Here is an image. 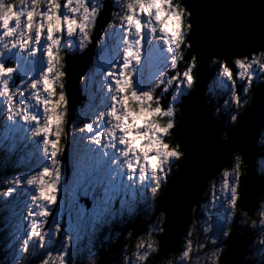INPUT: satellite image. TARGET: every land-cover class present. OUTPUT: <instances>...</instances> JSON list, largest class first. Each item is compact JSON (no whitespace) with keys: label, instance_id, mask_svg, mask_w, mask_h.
Masks as SVG:
<instances>
[{"label":"snow or ice","instance_id":"obj_1","mask_svg":"<svg viewBox=\"0 0 264 264\" xmlns=\"http://www.w3.org/2000/svg\"><path fill=\"white\" fill-rule=\"evenodd\" d=\"M113 3L118 11L113 12L112 22L96 41L98 51L79 78L84 96L81 107L90 109L94 115L77 124L69 120L65 38L78 37V49L68 48L67 51L86 52L93 44L103 5L99 0H0V10L12 9L9 15L0 11V101H3L4 111L10 113L7 121L13 125L22 121L23 130L30 133L42 151L40 162L27 175H16L4 181V197H11L18 188L31 190L14 224L13 246L18 244L19 250L13 264L24 261L25 256L28 258L26 264L33 260L35 264H76L81 256H85L86 261L95 258L98 253L94 241L98 234L117 220L138 215L143 207L152 210L153 219L164 212L169 220L171 208L155 207L157 194H164L168 188L164 186L165 179L169 186L190 157L193 161L196 159V147L201 139L198 122L192 116L189 117L190 129L182 132L185 121L182 109L193 96L198 81L195 72L199 66V53L195 54L194 60L193 54L189 57L194 39H198L203 47L216 44L226 49L207 57V62L213 61L214 79L227 97L222 104H212L209 113L211 129H220L218 146L232 144L233 133L240 129L242 120L256 105L257 92L264 99V11L258 18L243 10L201 17L194 16L183 0L185 8L191 12V29L187 35L182 29L179 39L173 43L171 38H157L158 33L149 31L146 21L150 22L152 18H146L139 11L136 0H113ZM237 7L243 9L244 5ZM53 9L60 27L59 30L53 28L49 37L45 29ZM82 14L87 16V27L83 31L80 28L69 31L65 18L82 22ZM129 17L139 21L140 31L129 22ZM37 25L40 26L39 35ZM187 42H190L188 47ZM41 46L44 66L32 74L26 61L34 59ZM13 50L18 59L8 64L6 58L11 59ZM161 62L166 65L164 70L159 67ZM191 64L195 65L194 69ZM193 76L195 84L192 83ZM166 94H170V100L165 98ZM129 96L147 100L143 107L150 105L163 113V122L175 137L172 148L179 157L168 161V167L172 169L170 176L161 178V170L167 171L163 164L153 175L143 165V158L130 149L126 130L121 126V118L126 114L124 100ZM177 107L183 112L178 123ZM160 119L158 116L157 120ZM255 131L264 151V103ZM178 132H182L179 138ZM69 139L73 145L70 178L61 159ZM181 152L182 157L179 156ZM232 154L233 151L230 156ZM137 157L140 163L136 162ZM243 165L244 158L235 154L231 165L223 166L220 191H216L214 182L211 186L212 203L219 206L224 215L215 230L208 231L205 226L203 232L210 234L206 240H213L211 249H222L218 264H225V245L232 243V232L226 238L225 231L238 217L241 223L252 222L249 213L255 208L256 194L246 205L240 186ZM260 175L264 179V171ZM49 188L55 190L54 201L48 198ZM61 190L72 218L68 228L63 226L61 219H53L61 215L53 212ZM149 190L151 195H148ZM259 193H264V187ZM262 208L264 206H261L259 216ZM153 226L158 227L159 221ZM167 227L168 221L159 237L167 235ZM196 227L193 225V229ZM253 230L254 235L260 236L264 233V224H258ZM159 242L161 252V239ZM193 247L189 230L181 249L189 261L193 257L190 251ZM208 250L209 246L204 249L205 252ZM253 250L258 252L259 264H264V242H259L258 248ZM198 255L201 253L197 252Z\"/></svg>","mask_w":264,"mask_h":264},{"label":"water","instance_id":"obj_2","mask_svg":"<svg viewBox=\"0 0 264 264\" xmlns=\"http://www.w3.org/2000/svg\"><path fill=\"white\" fill-rule=\"evenodd\" d=\"M107 3L108 0H103L101 2L103 7L99 13V16H106L108 10L106 5ZM186 3L188 7L193 10L194 16L201 17L204 15L223 16L233 11L243 10L248 14L254 15L258 18L261 12L264 11V0H186ZM239 4L244 5L243 9H238L237 6ZM101 17L98 19H101ZM106 19L107 17L104 19V23ZM99 26L98 20L96 22L95 30H98L100 33V30L103 28V26ZM95 30L93 37H96ZM93 46L91 45L83 54L79 53L75 54L74 56L66 57V70L68 73L67 94L69 98V104L81 100V95H79L80 90L77 88V81L89 66V62L93 55ZM225 50L226 49L216 44L203 47L200 45L198 39H194L193 48L189 50V56L193 53H199V66L195 72L198 81L193 96L182 109L185 116L182 132H186L190 129L191 120L189 117L192 116L198 122L199 135L201 139L200 143L196 147V159L193 161L190 157L189 162L185 163L182 169L177 173V178L173 180L169 186H166L168 188L165 190L164 194H157L155 207H159V205L161 209L164 207H169L171 208V212L169 213V220L168 214L165 213L164 224L168 221V227L166 229L167 235H162L160 237L157 235V239H161L162 241V251L160 253L153 254V256L150 257L149 264L165 263L170 259L171 255L178 251V247L185 229L192 219L196 220L197 218V207L199 206L202 191L205 188L206 182L212 179L216 174L220 173L223 170L224 165L229 164L227 161L232 156H234L233 154L235 153V150L238 154L243 156L246 153H251L248 150V145H254L256 143L255 139L257 140L258 135L256 136L255 129L259 124L261 104L264 103V99H262L260 92H257L256 94V105L252 110L249 111L247 120V116L244 117L240 129L233 133L232 144L225 145L223 147L218 146L217 136L220 129L217 128L213 130L209 126V113L212 111L211 104L213 103V98L210 97L205 90L208 83L207 81H209L211 77V71L207 63V57L209 54H215ZM72 89H78V96L75 98L72 97ZM182 132L177 133L178 138L182 135ZM178 142L183 143V140H178ZM232 151L233 154L230 156ZM251 156L253 158V161L251 162L253 163L255 153L252 152ZM253 173L254 172L252 168L243 166L242 182L240 184L246 205L247 202L253 198V195L256 194L254 197L256 201L255 208L249 213L250 217L255 212L258 204L257 202L260 200L257 199V196L261 194L259 193V190L264 187V179H262L261 176L255 177ZM152 217L153 212L151 211L149 220H152ZM145 225L146 221L141 218V214L139 213L138 215L130 217L121 226L113 224L110 231H119V227H121V235L122 232H125L126 230H132L134 235L131 238H134L144 231ZM232 229V243L231 245H225L227 251L225 264H246L243 261V257L247 251L246 231L243 230L236 222L233 223ZM115 241V243L111 242L107 246H105L104 241H101L96 247V251L98 253L96 256L97 264H109L112 260L109 250H104V247L112 248L110 250H113L115 258L120 253L122 247H124L125 250V245L128 246L129 252L132 251L135 245H129L125 242L123 243L122 239L119 237H116ZM105 254L108 255V258L105 257Z\"/></svg>","mask_w":264,"mask_h":264},{"label":"rangeland","instance_id":"obj_3","mask_svg":"<svg viewBox=\"0 0 264 264\" xmlns=\"http://www.w3.org/2000/svg\"><path fill=\"white\" fill-rule=\"evenodd\" d=\"M101 1H103V0H99L100 3H101ZM106 5H107L108 10H107V14L105 17H108V19L110 18V20L112 22V20H113L112 14L114 11H118V9L115 7L113 0H109ZM0 11H5V10H0ZM5 13H6L5 15L11 14L12 13L11 7H9L5 11ZM68 19H70V17ZM81 19H82V17H81ZM80 22H81V20H77L78 24ZM111 22H109V24ZM109 24L107 23L106 26L103 28V30L100 33L98 30L97 31L95 30L96 37L95 36L93 37L94 46L92 44V46H93L92 57L95 56L97 51H98V49L96 48V41L100 40L101 35L105 31V29H107ZM45 30L48 32V29H45ZM37 34L39 35L40 31H39V33L37 32ZM146 41H147V35H146ZM146 41H145V43H146ZM68 48L78 49V37H76V38H67L66 37L65 38V49H66L65 54H66V57L67 56H74L75 54H79L78 51H67ZM145 52H146V50H145ZM10 55H11V59L6 58V63L9 61L10 64H12L15 60L18 59L17 52L15 50H13ZM92 57H91V60H92ZM91 60H90L89 64L91 63ZM39 61L45 62V57H44V53H43V46H41L40 53L34 59L26 61V63L29 65V67L31 69L32 74H35L36 72H38L43 67L44 63H41ZM78 61H79V59H78ZM159 67L161 70H164L166 65H165V63L161 62ZM209 68L214 72L213 74L215 77L216 74H215L214 69L211 67H209ZM208 85L210 88L207 89V94L210 97H212L210 94L213 93V91L214 92L217 91L218 88H220V87L218 86V84L216 83L214 78L212 80H210ZM208 85H207V88H208ZM77 88L80 90L81 100L78 102H73V103L69 104V107H71L70 108L71 115L69 117V120H70V122L74 121L77 124H79V123H82L86 119H91L92 116L94 115V113L90 109H82V107H81L83 105V102H84V96L81 94V87H80L79 80L77 81ZM166 97L170 100V94H166ZM226 98L227 97L225 96V99ZM129 103L132 104V101H129ZM137 103H139V102H137ZM212 104H216L214 98H213ZM134 105H136V104H133V109L135 110L136 107H134ZM100 106L102 107L103 105H100ZM213 111H214V109H213ZM8 115H10V113H6L4 111L3 101H0V254L2 255L0 260L2 261V264H13L15 253H16V251L19 250L18 244L15 245V248L13 246L14 245V242H13L14 224L16 223V221H18L20 214H21V211H22L25 203L27 202L26 201L27 196L31 194V190H26L24 188H18L16 193H14L11 197H4L2 195V193L4 191V187H5L4 181L13 178L16 175H20L21 177L27 175V172L31 168L36 167V165L40 162V158L42 156L41 149L35 143V141L30 137V133L23 130V122L21 121L19 124L13 125L12 123L7 121ZM129 123H131V117H129ZM20 126H21V129H20ZM10 128H12V129H10ZM137 131H144V129H135V128L132 129L133 134H135ZM11 134H13V135H11ZM69 136H71L70 131H69ZM137 143H139V141H137ZM257 144L259 145L258 139L256 141V145ZM136 153L139 154V156L143 158V156L138 151H136ZM151 154L152 153H150V155ZM255 155H256V157H259V159L257 158L255 161L258 163L257 165L260 166V168H259L256 165L257 172H258V174L259 173L261 174V172L264 171V151H262L260 148L259 152L255 153ZM64 159L65 160L63 161V165L70 167L71 171H72V167H73V145H72V141L70 139L68 141V146L65 150ZM227 163H229V165H231L232 157L227 161ZM71 171L69 170L67 172L69 178L71 177ZM222 172H223V170L216 176V178L209 180L205 184V188L202 191V195H201L202 198L204 196H207V199L206 200L202 199L200 201V204L197 207V209H198V214H200L202 216V218L205 220L200 219L197 222V230L195 231L196 228L193 229V235H192L191 239L193 240L194 249L197 247L198 243L204 242L206 240V237L210 236V234L203 232V227L210 224L212 226L213 230H215L216 227H218V225L220 223V218L224 215V213L221 211L219 206L213 205V203H212L213 197L211 196V186H212L213 182L215 183L216 191L217 192L220 191ZM241 182H242V177L240 178V184H241ZM54 191L55 190L52 188L48 189V198L53 200V201L55 200ZM148 195H151L150 190L148 191ZM259 197H261V194L259 196H257V199H260V200H259V202H257L258 203L257 207L255 209V212H254L252 218H251L252 220L257 221V225H258V221L260 218L258 213L261 210L262 202H264V197H261V198H259ZM65 199H66L65 193L63 190H61L59 192V203L53 206V212L54 213L59 212V213H61V215L54 216L53 219H61L63 226L65 228H68L72 224V218L69 216L68 208L65 204ZM144 210H146V209H144ZM151 211L147 212L145 216L141 215V218H143V220L146 221L144 231L147 230V232H148V225L153 223L154 221L158 220L157 219L158 215H156V217L154 219L149 220ZM129 218H124L123 220H117V222L114 224L121 226ZM197 219H198V217H197ZM109 226L105 227L104 229H109ZM191 226H193V225H191ZM190 227L188 228V231H189ZM119 228H120L119 231H114L115 234L116 233L117 234L113 240H111V239H100V233H102V231L104 230L103 229L98 234L97 238L94 241L95 249L100 244L101 241H104L105 246H107V245H109V243L113 242L116 239V237H119L120 239H122V241L124 243L126 240L125 236H126V233L128 232V230H126L125 232H122V234L120 235L121 227H119ZM187 232H184V234L181 238V241H180V244L178 247V251L172 255V258L169 259V260L176 261L177 264H180V262H181V261H179V257L181 254V249L185 243V237H186ZM141 234H138L136 236V238L139 237ZM146 234L147 233H145V235ZM118 235H120V236H118ZM258 237H259L258 235H254L253 242L251 244L253 248L250 249V251L252 253L249 252V249L245 253L247 255V257L250 259L249 264H254L256 262L259 263L260 258L258 257L259 256L258 252L253 250L254 248H258V245H259ZM246 241H247V235H246ZM125 243H127V242H125ZM129 243L130 242H128V244ZM134 244L135 243L133 242L131 245H134ZM208 246L210 248L211 243H209ZM104 248H105L104 250L112 249V248H107V247H104ZM126 254L130 255L131 252L128 251L127 253H125L124 247H122L120 253L118 254V257L121 255V259H119L118 257H115V260H111V262L109 264H123V257ZM250 254L253 256L252 259H251ZM111 255H113V252H111ZM114 256H115V254H114ZM196 256H197V253L194 251L193 252V259H195ZM27 259H28L27 256H25L24 261H16V264H26ZM86 259L87 258L85 256H81L77 259L76 264H92L93 260H95L96 264H97V257L89 258L87 261H86ZM99 262H100V260H99ZM31 264H35V261L33 260L31 262ZM161 264H168V261H166L165 263H161ZM246 264H248V263H246Z\"/></svg>","mask_w":264,"mask_h":264},{"label":"clouds","instance_id":"obj_4","mask_svg":"<svg viewBox=\"0 0 264 264\" xmlns=\"http://www.w3.org/2000/svg\"><path fill=\"white\" fill-rule=\"evenodd\" d=\"M136 3L139 5V11L144 14L147 18L151 16V21H146L149 31H155L158 33V37H163L165 40L171 38L173 43H176L179 39L180 32L183 29L185 35H187L191 29V12L188 11L184 4L183 0H136ZM87 10H85L86 13ZM6 14V13H5ZM129 22L132 23L137 31L141 30V25L139 21L135 20L132 17H129ZM64 23L67 25L69 31H75L77 28H80L81 31L87 27V16L82 14V22L79 24L76 20L68 19L67 17L64 20ZM48 25V35L52 36L53 28L59 30L60 21L56 16L55 9L52 10V14L47 17ZM40 26L37 25V32L39 33ZM190 46V42L186 43V47ZM195 59V53H193V60ZM215 60V58H213ZM213 61H209V67H212ZM190 67L195 68L194 64H191ZM196 78L192 77V83L195 84ZM132 101V104L129 103ZM139 102V103H137ZM148 101H140L138 97L129 96L125 97V115L121 118V126L126 130V139L129 142L130 149L138 151L143 156V165H147V170L155 175L157 169L161 168L163 164L167 171L164 172L161 170V178L165 176H170L172 169L168 167V161L170 158H179L177 157L175 151L172 148V145L175 144V137L168 129L166 123L163 122V113L159 111V108L143 107L144 104H147ZM133 104H136L135 110L133 109ZM161 117L160 120H157V117ZM129 117H131V123H129ZM183 117V112L179 107L176 108V121L177 123ZM144 129V131H137L133 134L132 129ZM165 137L167 139H165ZM139 141V143H137ZM150 153H152L150 155ZM183 153L181 152L179 156L182 157ZM137 163H140L139 157H137ZM143 165H141V170H144ZM179 165H177L178 169ZM242 175V172H241ZM164 186H167V180L165 179ZM160 185L157 184V189ZM261 197H264V193H261ZM264 206V202L262 205ZM246 215V214H245ZM258 224H264V208H262V214L259 216ZM159 226L154 227L156 224L153 223L148 225V232L146 235H142L137 238L134 248L131 251L130 255H124L123 264H148L149 258L153 254L160 252V242L157 239V235L163 232V224L165 220V213L161 212L158 216ZM251 219V218H249ZM257 226V221L252 220L250 227L254 228ZM212 226L207 225V230L211 231ZM191 237L193 235V226L190 227ZM232 226H230L225 231V237L227 238L232 232ZM132 230H129L126 233L125 238L130 239L132 236ZM259 242H264V233L258 237ZM116 242L115 240L113 241ZM193 243V240H192ZM209 243H213L211 238L205 240L202 243H199L194 249L191 248L190 251L200 252L201 255L196 256L195 259L189 261L187 257L181 252L179 261H184V264H218L220 260V254L222 249H211L207 252L204 249L208 246ZM128 252V246L125 245V253ZM92 264H96V261L93 260ZM168 264H177L176 261L168 260Z\"/></svg>","mask_w":264,"mask_h":264},{"label":"trees","instance_id":"obj_5","mask_svg":"<svg viewBox=\"0 0 264 264\" xmlns=\"http://www.w3.org/2000/svg\"><path fill=\"white\" fill-rule=\"evenodd\" d=\"M182 67H183V65H182ZM212 68V67H211ZM213 72V71H212ZM214 73V72H213ZM209 83V82H208ZM210 87H209V85H208V88L207 89H209ZM206 93H207V90H206ZM213 98H214V100L216 101V104H221L222 103V101H223V99H225V94H224V92L220 89V88H218V90L217 91H213V93H211L210 94ZM63 143V142H62ZM259 150H260V146L257 144L256 145V153L257 152H259ZM64 152H65V150L61 153V155L63 154L64 155ZM235 155V154H234ZM258 159H259V157H257ZM229 165V164H228ZM243 167V166H242ZM241 171H242V168H241ZM241 177H242V175H241ZM216 178V177H215ZM214 179V178H213ZM259 198H261V197H259ZM202 199H204V200H206L207 199V196H204L203 198L201 197V200ZM263 201V200H262ZM145 209H146V211L147 212H149V211H151V209H149L148 207H144ZM253 216V215H252ZM252 216L250 217V218H252ZM158 218V217H157ZM200 219H202V220H205V219H203L202 218V216L200 215V214H198V219L197 220H191L190 221V223H189V225L187 226V228L185 229V232H187L188 231V228L191 226V225H196L197 226V222L200 220ZM158 220H156L155 222H157ZM237 224H239L240 225V227L243 229V230H245L246 231V233H247V241H246V249H247V251H248V249H249V252H251L250 251V249H252L253 247H252V242H253V238H254V234H253V232H254V230H253V228L252 227H250V222H248V221H246L245 223H241L240 222V219H239V217L236 219V221H235ZM197 230V227H196V229H195V231ZM133 243V241H131L130 243H129V245H131ZM252 253V252H251ZM250 256H251V259L253 258V256L250 254ZM118 257V256H117ZM172 257V256H171ZM249 258L247 257V255L245 254L244 255V257H243V261L245 262V263H248L249 264ZM149 262H150V258H149V261H148V264H149Z\"/></svg>","mask_w":264,"mask_h":264},{"label":"bare ground","instance_id":"obj_6","mask_svg":"<svg viewBox=\"0 0 264 264\" xmlns=\"http://www.w3.org/2000/svg\"><path fill=\"white\" fill-rule=\"evenodd\" d=\"M102 16V15H101ZM101 16H99V17H101ZM98 17V18H99ZM103 17V18H102ZM101 18L102 19H98L99 20V27H102L103 25H104V19H105V17H104V15L102 16ZM97 20V21H98ZM208 63V65H209V62H207ZM208 82V81H207ZM205 90H207V87L205 88ZM71 94H72V97H77L78 96V89H72V91H71ZM80 95V94H79ZM166 99H168L167 97H165ZM247 118H248V116L246 117V120H247ZM218 122V121H217ZM247 126H248V123H247ZM257 141V140H256ZM241 147H244V146H241ZM236 149V148H235ZM248 150H249V152H251V153H246V154H244L242 157L244 158V167H250V168H252L253 169V174L255 175V177H260L259 175H258V172H257V168H256V165L258 164L255 160L257 159V157H256V155H255V157H254V164L251 162V161H253V158H252V156H250L251 154H252V152H255L256 153V143L253 145V144H249L248 145ZM237 153V151L235 150V153L234 154H236ZM233 154V155H234ZM249 154V155H248ZM255 165V166H254ZM259 168H260V166L259 165H257ZM64 169H65V171H67V168L64 166ZM66 174H67V172H66ZM219 174V173H218ZM218 174H216L213 178H215ZM68 175V174H67ZM250 175V174H249ZM248 175V176H249ZM212 178V179H213ZM212 179H210V180H212ZM208 182V181H207ZM206 182V183H207ZM202 197V196H201ZM200 201H201V199H200ZM200 204V203H199ZM198 210V209H197ZM109 252H110V256H111V258H112V260H115V258H114V253H113V255H111V252H113V250H109ZM175 256V255H174ZM105 257L106 258H108V255H106L105 254ZM256 263H258V262H256Z\"/></svg>","mask_w":264,"mask_h":264},{"label":"flooded vegetation","instance_id":"obj_7","mask_svg":"<svg viewBox=\"0 0 264 264\" xmlns=\"http://www.w3.org/2000/svg\"><path fill=\"white\" fill-rule=\"evenodd\" d=\"M215 102H216V101H215ZM257 139H258V141H259V139H260L259 135H258ZM61 159H62V161L65 160L63 154L61 155ZM63 166H64V165H63ZM69 169H70V167H69ZM144 209H145V208L143 207V208L141 209L140 213H141V215H144V216H145L146 213H147V211L144 210ZM110 229H111V225L109 226V229H104V230L102 231V233H100V239H111V240H113L117 233L115 234V232H114V231H110ZM145 233H147V230H145L140 236L145 235ZM140 236H139V237H140ZM137 238H138V237H137ZM137 238L134 237V238L126 239L125 242H131V241H133L134 243H136ZM117 256H118V255H117ZM118 258L120 259V258H121V255H120Z\"/></svg>","mask_w":264,"mask_h":264}]
</instances>
